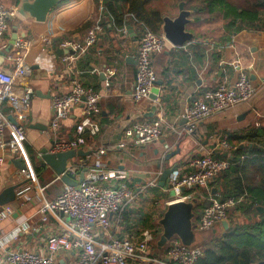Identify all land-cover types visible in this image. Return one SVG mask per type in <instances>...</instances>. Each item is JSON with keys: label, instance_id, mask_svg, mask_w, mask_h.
I'll return each mask as SVG.
<instances>
[{"label": "crops", "instance_id": "0c3cea01", "mask_svg": "<svg viewBox=\"0 0 264 264\" xmlns=\"http://www.w3.org/2000/svg\"><path fill=\"white\" fill-rule=\"evenodd\" d=\"M17 1L3 0V3L7 7H17ZM172 1L151 0L150 5L159 8L162 15L174 17L179 11L177 5L183 2L184 8L190 11V21L185 29L193 34V38L183 46H174L167 41L164 50L154 56L156 81H161L162 84H155L159 89L155 99L149 96L140 102H134L131 97L135 78L134 49L139 31L137 24H127V34L121 35L115 28L112 17L108 16L107 12L102 15L101 3L95 6L94 0H64L51 10L45 22H36L18 13L9 19V29L5 35L9 42L13 34L19 33L34 40V45L28 53L32 68L22 83L23 86L28 85L33 89L24 111V150L30 174L36 175L35 168H39L41 178L37 177V174L36 179L31 181L30 175L24 174L16 167L13 162L15 159L6 155L5 163L0 169V192L13 183H19V187L15 200L9 202L13 206L12 214L0 220V264H7L5 255L14 249H29L44 254L47 236L60 231L63 228L62 223L67 221V217L61 213H49L43 218L40 210L43 202L55 197L66 185L57 178L51 168L42 167L38 157L43 148L53 151L55 141L68 140L73 134L75 122L80 115L79 105L73 107L69 116L61 121L58 137L54 139L51 134V96L66 92L70 86V78L76 77L84 86L101 92L100 110L96 116L100 131L95 136L87 135L86 144L76 148L90 154L68 161V166L77 163L87 165L72 173L76 174L77 178L78 171L83 168H87L84 174L98 172L95 163L99 161L105 171L120 172L124 181L131 185L137 194V201L126 205L122 210L120 235H135L145 228L153 232L158 229L149 223L163 213L162 209H166L172 199L167 188L168 182L164 186L159 185V178L164 169L173 168L171 173L187 171L185 161L190 155L211 153L221 157L216 147L221 137H226L235 146L233 162L236 155L237 163L239 155L240 160L249 155L247 151L252 144L248 136L264 130V30L243 29L232 34L229 41L221 42L224 21L218 12L208 13L202 11V8L197 11L192 8L194 2L190 1L174 0V6ZM99 13L104 24H101V30L97 32L94 44L84 55L73 61L63 60V56L70 52L59 48V42L64 39H83L92 27L84 25L87 22L94 24ZM215 14H219L221 23L217 27V35L212 36L211 28L214 27L212 25L210 28L213 23L211 16ZM129 25L131 28H128ZM42 35L52 37L51 47L45 49H52L55 58L50 63H42L45 67H37L34 62L41 49L39 46H42L39 42ZM11 51L12 46L7 52ZM215 56H219L217 62L213 60ZM236 64L244 69L254 86L253 97L247 103L208 117L197 125L193 133L185 134L182 131L185 124L182 115L188 105L204 90L216 86L219 82L230 83L235 80L238 74ZM107 68L113 71L108 77L105 74ZM105 80L109 82L106 88ZM155 103L158 109L153 116H148ZM1 110L8 112V107L2 103ZM158 117L163 119L165 131L158 140L143 145L127 142L125 148L117 147L124 138L125 127L133 122ZM239 146L244 152H237ZM99 148H104L105 153L97 156ZM2 152L0 148V153ZM245 153L246 155H241ZM97 182L108 186L115 185L119 180L97 179ZM151 182L155 185L150 186ZM150 189L152 201H158L154 198L155 195L169 194L163 208L152 211L143 208L142 203H139L144 201L142 196H149L150 192L147 191ZM216 189L211 192L212 195L221 197L220 188ZM110 217L112 218V215ZM216 229L220 230L221 234L226 230L222 225H217L213 230ZM75 257L74 251L58 253L55 256V264H71Z\"/></svg>", "mask_w": 264, "mask_h": 264}, {"label": "built area", "instance_id": "2783aa9c", "mask_svg": "<svg viewBox=\"0 0 264 264\" xmlns=\"http://www.w3.org/2000/svg\"><path fill=\"white\" fill-rule=\"evenodd\" d=\"M100 10L102 7L100 6ZM17 14L16 7H7L0 0V54L9 45L5 35L9 29V19ZM101 14L99 13L92 27L83 39H64L59 42V48L70 49L73 53L63 56V60H74L84 55L91 47L101 30ZM139 31L135 42V78L131 89L134 102H140L149 97L155 87L156 73L153 67L154 56L160 54L167 42L163 32H153L142 23H138ZM121 35L127 34V26L117 29ZM42 46L35 56L37 67L42 63H50L55 53L50 48L52 37L42 35L39 38ZM34 40L24 34H16L13 40V51L3 56L0 64V169L6 160V155L12 159H21L27 169L20 170L32 181L36 175L29 170L27 154L24 150L26 129L24 126V111L33 94V89L22 83L29 75L32 64L28 60ZM44 46V48H43ZM237 77L230 83L219 82L216 86L204 90L195 97L186 108L182 117L185 124L182 131L191 134L203 120L222 113L234 106L247 103L253 97L255 88L247 73L239 65H235ZM106 77L113 71L106 69ZM109 82L105 80L104 88ZM101 92L86 87L76 78H70L69 89L64 93L51 96L52 111L51 130L54 139L58 137L62 120L67 118L75 106H81L80 115L75 122L72 136L65 141H55L53 151L76 149L86 144V136H95L100 131L96 119L99 113ZM8 107V112L1 110V104ZM12 116L14 121H11ZM163 119L133 122L124 129L123 139L117 144L125 148L127 142L137 145L148 144L158 140L164 134ZM221 157L211 153L190 155L185 161L187 171H173L169 175L168 191L171 201H192L195 193L202 188L210 190V184L233 163L232 154L235 146L226 137H221L216 144ZM105 153L104 148L97 150V156ZM87 166L81 163L70 165L67 169L74 172L77 168ZM103 164L96 161L98 172L85 174L83 181L74 186L66 185L55 197L45 200L41 206L43 218L46 214L61 213L67 217L60 231L49 234L45 241V253L40 254L29 249H14L6 253L7 264H55V256L65 251H74L75 259L71 264H197L202 255L200 245H185L179 238L173 237L162 252L153 250L154 232L143 229L137 234L120 235L119 222L122 210L126 205L137 201L133 187L124 181L118 171H105ZM78 170V169H77ZM119 180L115 185H102L97 179ZM123 180V181H120ZM154 186L153 182L149 183ZM28 199V198H27ZM246 200V195L217 197L208 196V204L204 206L200 216L193 219L196 230L214 229L227 220L230 225L229 212ZM28 201V200H27ZM169 201V202H171ZM168 202V203H169ZM22 204V202L20 203ZM13 206L10 203L2 205L0 220L11 215ZM112 215V218L110 217Z\"/></svg>", "mask_w": 264, "mask_h": 264}, {"label": "trees", "instance_id": "16d2710c", "mask_svg": "<svg viewBox=\"0 0 264 264\" xmlns=\"http://www.w3.org/2000/svg\"><path fill=\"white\" fill-rule=\"evenodd\" d=\"M194 2L195 10L208 13L218 12L223 21V35L221 42L230 40V36L243 29L264 30V0H242L241 5H235L230 0H177ZM151 0H94L95 6L101 3V14L107 12L113 19L115 28H121L129 23H142L153 32H161L162 13L157 7L150 5ZM19 3V0L17 1ZM178 6V5H177ZM104 24V22H100ZM87 22L84 27H91ZM139 26V25H138ZM214 62L219 56L213 57ZM251 147L247 157L237 155L229 169L210 184L212 188H220L221 197L246 195V200L229 212V227L221 235L213 236L202 246V255L197 264H264V212L257 210V206L264 207V130L259 134L248 136ZM237 152H244L239 146ZM37 177L40 169L35 168ZM202 188L195 193L197 203L194 207L195 218L200 216L204 206L208 204V196L212 190ZM60 191V190H58ZM57 195V194H56ZM202 198L201 199L199 198ZM237 213L244 220L234 221ZM159 228L154 231V240ZM153 250L157 249L153 242Z\"/></svg>", "mask_w": 264, "mask_h": 264}, {"label": "water", "instance_id": "95a60500", "mask_svg": "<svg viewBox=\"0 0 264 264\" xmlns=\"http://www.w3.org/2000/svg\"><path fill=\"white\" fill-rule=\"evenodd\" d=\"M64 0H20L16 11L22 17H30L36 22H45L48 19L49 13L52 9L63 3ZM178 13L174 17L162 15L161 30L166 40L174 46H183L187 41L193 38V34L185 29L186 24L190 21V11L184 8V3L180 2L178 5ZM128 28H131L129 25ZM16 34L11 36L9 45L0 54V64L3 61L5 52L9 51ZM66 51L73 53L70 49ZM156 85H161V81H155ZM159 92L158 87H154L150 93V97L155 99ZM158 109L157 104H153L151 111L147 114L153 116ZM11 121H14L12 116H9ZM82 150L69 149L65 151H50L48 148H43L39 154V162L42 167H49L54 174L65 185L74 186L83 181L87 168L78 171V177L67 169L68 161L78 156L87 155ZM19 170L27 169V165L21 159L13 160ZM173 168L164 169L159 178V185L164 186L168 182L169 175ZM19 183L7 185L0 192V205L9 203L16 198V190ZM217 189L213 188L212 192ZM196 199L192 201H171L167 204L163 216L159 220L161 227V234L156 242L157 249L163 248L173 237H177L185 245H192L195 243L196 234L193 227L194 207ZM257 210L264 212L263 206H257ZM224 229L229 227L227 220L222 221Z\"/></svg>", "mask_w": 264, "mask_h": 264}, {"label": "rangeland", "instance_id": "374dc122", "mask_svg": "<svg viewBox=\"0 0 264 264\" xmlns=\"http://www.w3.org/2000/svg\"><path fill=\"white\" fill-rule=\"evenodd\" d=\"M3 2V0H1ZM172 1V0H171ZM174 3V0L172 1ZM230 2L234 3L235 5H241L242 4V0H230ZM74 5V4H73ZM176 5V2L174 3V6ZM174 10V9H173ZM175 11H176V7H175ZM176 13V12H175ZM211 21L213 23L210 24V28L213 27L214 28H211V35L212 36H216L217 35V27H219L220 23H221V20H220V16L219 14H215V15H212L211 16ZM93 21V20H92ZM223 172V171H222ZM221 174V173H220ZM219 174V175H220ZM210 189H211V186H210ZM212 190V189H211ZM152 191L151 189L147 192H150ZM201 191H199L200 193ZM149 196H145V197H141L144 201L143 202H139V203H142V207L144 208H148V209H152V211H156L158 209H161L164 207V203L167 202L166 200L169 199V194L167 195H155L154 198L157 199L158 201H152L153 200V197L151 196V192L148 193ZM168 196V197H167ZM199 199H201L202 201V198L200 197ZM171 200V199H170ZM197 200V199H196ZM169 201V200H168ZM198 201H196L197 203ZM155 206V207H154ZM166 209H162L163 213H160L159 216L153 220L150 221V225H154L156 227H160V224H159V220L160 218L163 216L164 212H165ZM232 210V209H231ZM234 211V209H233ZM195 218V217H194ZM193 218V219H194ZM236 219L234 221L237 222L240 221L242 222L244 220V218L239 215V213H237ZM157 229V228H156ZM161 234V228L159 229V232L156 234V237H155V240H154V243L156 244L157 240L159 239V236ZM195 234H196V240H195V245H200L201 247H203L204 243H206L207 241H209V239L213 236H216V235H220L221 234V231L216 229V230H213V229H208V230H196L195 229ZM203 245V246H202ZM167 246V244L163 247V249Z\"/></svg>", "mask_w": 264, "mask_h": 264}, {"label": "bare ground", "instance_id": "6f19581e", "mask_svg": "<svg viewBox=\"0 0 264 264\" xmlns=\"http://www.w3.org/2000/svg\"><path fill=\"white\" fill-rule=\"evenodd\" d=\"M72 6V5H71Z\"/></svg>", "mask_w": 264, "mask_h": 264}]
</instances>
